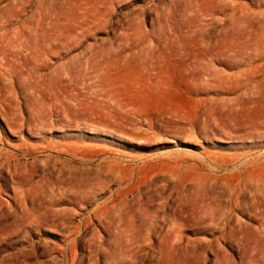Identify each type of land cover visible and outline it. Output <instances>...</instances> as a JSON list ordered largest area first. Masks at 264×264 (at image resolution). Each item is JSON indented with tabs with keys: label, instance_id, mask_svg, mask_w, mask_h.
<instances>
[{
	"label": "rangeland",
	"instance_id": "rangeland-1",
	"mask_svg": "<svg viewBox=\"0 0 264 264\" xmlns=\"http://www.w3.org/2000/svg\"><path fill=\"white\" fill-rule=\"evenodd\" d=\"M0 264H264V0H0Z\"/></svg>",
	"mask_w": 264,
	"mask_h": 264
}]
</instances>
